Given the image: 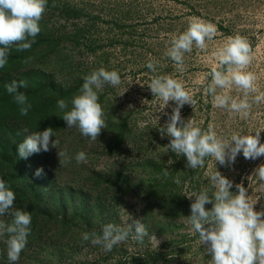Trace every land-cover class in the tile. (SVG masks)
I'll return each instance as SVG.
<instances>
[{
  "label": "rangeland",
  "instance_id": "rangeland-1",
  "mask_svg": "<svg viewBox=\"0 0 264 264\" xmlns=\"http://www.w3.org/2000/svg\"><path fill=\"white\" fill-rule=\"evenodd\" d=\"M192 17L215 24L217 35L208 42L207 50L194 46L191 53H185L184 70L179 71L165 52L170 47L171 36L184 32ZM40 27L41 32L28 51L39 55L48 43L53 48L44 58L35 62L29 60L28 66L42 80H47L49 87L59 86L62 96L70 92L73 99L79 94L83 78L101 67L117 70L121 76L119 85L105 84L98 93L107 127L101 130L97 140L83 135L77 137L78 129L72 127L69 128L72 134L64 140L62 135L50 139L58 141L56 148L50 144L49 151L41 150L43 162L57 174L64 169L63 176H69L68 169L74 170L71 167L84 164L97 172L124 174L131 194L111 199L104 219L85 232L100 235L106 224L127 227L131 218L143 223L147 214H161L157 201H149L146 195L153 186L154 194L155 188L166 180L169 190L172 189V194L183 203L184 212L167 234H155L151 230L143 244L129 237L108 252L102 245L96 250V244L91 239L82 240L81 235L76 245L65 247L61 263L209 264V245L200 243L199 234L188 219L195 197L189 200L183 195L185 184L189 192L207 191L211 196L215 189L210 175L217 170L232 181L233 194L238 193L236 185L242 184L254 210L264 211V182L255 174L256 169L264 165V156L245 159L241 152L234 162H228L226 157L224 165L206 157L204 167H186V157L172 152L167 146L171 137H162L159 131L169 121L176 103L169 101L163 108V101L153 97L148 84L155 76H172L181 81L195 101L181 108L183 121L187 123L191 119L202 130H207L211 124L218 137L226 142L234 133L255 135L264 129V102H254L259 93L249 95V115L241 118L228 109L214 108L212 96L204 91L211 82V68L217 64L213 51L228 36L238 34L251 45L253 59L247 71L257 76L256 86L259 92H264V0H47ZM9 55H12L11 50ZM149 61L157 62L155 72L146 67ZM229 94L243 98V93L235 88ZM24 121L7 124L23 131ZM119 125L125 126V132L124 141L117 147V137L112 138L117 130H111ZM260 142L264 143V130L260 131ZM114 146L118 149L107 158L106 149ZM59 151H66L71 162L61 166ZM81 151L86 154L87 162L78 164L75 156ZM177 176L181 181L179 185L174 182ZM205 208L210 210L212 204H206ZM0 224L3 225L1 220ZM0 231L3 234V230ZM47 264L52 262L48 260Z\"/></svg>",
  "mask_w": 264,
  "mask_h": 264
},
{
  "label": "clouds",
  "instance_id": "clouds-1",
  "mask_svg": "<svg viewBox=\"0 0 264 264\" xmlns=\"http://www.w3.org/2000/svg\"><path fill=\"white\" fill-rule=\"evenodd\" d=\"M46 7L47 0H0V68H4L8 63L9 50L13 45L17 51L31 48L35 37L41 32L40 21ZM216 35L215 24L192 17L184 32L171 36L170 47L167 48L165 56L176 64L179 71H183L184 54L191 53L194 46L201 51L207 50L208 42ZM212 55L217 64L211 68V82L204 89L205 94L212 96L214 108H225L238 113L241 118H246L251 109L249 102L251 93H259L254 97L255 103L264 102V92H259L256 86L257 76L247 71L253 59L249 41L238 34L228 36ZM156 63L149 61L146 67L155 72ZM83 79L79 94L73 97L71 109L63 112L62 119L66 122L67 128L76 127L83 136L95 141L101 130L107 127L98 93L105 84L113 87L119 85L121 76L117 70L108 71L101 67ZM19 85L24 87V82L20 81ZM148 87L153 97L163 101V108L169 101L176 103L169 121L159 128V131L162 137L164 135L171 137L167 146L178 156L183 154L186 157V167L202 168L206 157H212L215 162L224 165L226 157L228 162H234L241 152L245 159L254 160L264 156V143L260 142V131L264 129L255 132V135L234 133L230 141L226 142L218 137L211 124L207 130H202L195 126L191 119L187 123L183 121L181 108L185 104L193 105L195 101L181 81L172 76H155ZM5 88L9 95L15 94L13 98L20 106V114L27 116L31 104L24 93L17 91V81L5 85ZM233 88L242 92L243 98L232 97L229 93ZM57 107L65 110L69 105L64 99H59ZM52 136L54 131L51 127L27 135L17 146L19 158L27 159L31 154L39 153L41 150L47 152L50 150V144L56 148L58 141L50 140ZM58 157L61 166L71 162L66 151H59ZM75 159L78 164L87 162L83 151L77 153ZM42 172V168L37 169L35 175L40 176ZM255 174L264 182V165L256 169ZM165 175H168L167 171ZM210 180L215 189L211 196L207 191L189 192L187 184L183 194L189 200L195 197L194 202L190 204L191 215L188 219L199 234L200 243L209 245L207 249L211 257L209 264H264V211L254 210V204L249 202L242 184L236 185L238 193L233 194L230 191L233 187L232 181L219 171L212 173ZM174 182L177 185L181 183L178 176ZM15 199V192L6 187L5 181L0 179V215L13 208ZM206 204H212V208L206 210ZM11 214L14 217L13 222L6 228L9 234L6 241L7 257L10 262H16L26 247L32 217L29 212L22 210H14ZM3 229L4 225L0 224V230ZM148 235L144 223L131 218V223L127 227L109 223L103 227L102 234L85 232L82 239L84 241L91 239L93 244L102 245L108 252L129 237L132 241L143 244L144 238Z\"/></svg>",
  "mask_w": 264,
  "mask_h": 264
},
{
  "label": "trees",
  "instance_id": "trees-1",
  "mask_svg": "<svg viewBox=\"0 0 264 264\" xmlns=\"http://www.w3.org/2000/svg\"><path fill=\"white\" fill-rule=\"evenodd\" d=\"M50 48L53 46L48 43L42 53L37 55L28 51L29 49L17 51L13 45L10 48L12 55H8V63L0 68V179L16 195L13 208L0 215L4 225L3 238L0 237V264H47L48 260L52 264H62L60 257L65 247L76 245L75 242L86 230L104 219L103 214L108 209L110 200L131 194L124 174L121 173L97 172L88 169L84 164L83 167H71L74 170L68 169L69 176H63L61 174L65 173L64 169L58 170L57 174L43 162L42 151L31 154L27 159L19 158L17 146L27 133L30 135L51 127L54 136L50 139L62 135L64 140L72 134L62 119L63 112L70 110L72 106L70 92L62 96L59 86L49 87L47 80H42L28 66L29 60L35 62L44 58L51 51ZM12 81H17V91L24 93L31 104L27 116L20 114V106L13 98L15 94L9 95L6 91L5 85ZM20 81L24 82V87L19 85ZM59 99H64L69 108L60 110L57 107ZM19 120H25L27 131L7 124L9 121ZM124 129L125 126L119 125L113 126L111 130H117L112 136L117 137V147L124 141ZM109 134L112 135L111 132ZM81 135L79 132L77 137ZM110 141L112 143V139ZM117 147L107 148L106 157L114 154ZM41 168L42 174L36 176V170ZM151 189L146 197L149 201L156 200V205L162 212L156 214L157 216L147 214L143 223L147 231L167 234L172 223L182 219L183 203L172 194V189L169 190L168 180L157 186L154 194V186ZM14 210L29 212L32 221L26 247L18 261L10 262L7 257L6 241L9 234L6 228L13 222L11 212ZM94 248L98 250L102 247L95 245Z\"/></svg>",
  "mask_w": 264,
  "mask_h": 264
}]
</instances>
